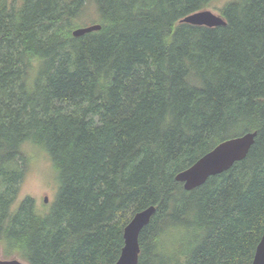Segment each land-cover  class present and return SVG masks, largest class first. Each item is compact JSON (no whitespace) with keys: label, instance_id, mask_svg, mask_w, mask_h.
<instances>
[{"label":"trees","instance_id":"trees-1","mask_svg":"<svg viewBox=\"0 0 264 264\" xmlns=\"http://www.w3.org/2000/svg\"><path fill=\"white\" fill-rule=\"evenodd\" d=\"M221 1L0 0L4 258L115 264L124 228L153 206L138 264H252L264 233V0ZM206 9L226 24L179 22ZM249 132L228 171L191 191L175 180ZM31 149L57 183L44 210L18 199Z\"/></svg>","mask_w":264,"mask_h":264},{"label":"water","instance_id":"water-1","mask_svg":"<svg viewBox=\"0 0 264 264\" xmlns=\"http://www.w3.org/2000/svg\"><path fill=\"white\" fill-rule=\"evenodd\" d=\"M180 23L193 26L218 27L224 26V19L211 10L206 9L189 14L179 20ZM101 26L93 24L73 30L74 37L100 30ZM255 132H249L224 140L213 149L201 156L186 170L178 173L175 180L182 183L186 191L202 186L210 177L228 171L236 162L246 158L254 143ZM47 199H44L46 202ZM155 213L151 206L133 216L123 231V247L115 264H138L140 253L139 235ZM0 264H27L20 259H0ZM252 264H264V233L256 246Z\"/></svg>","mask_w":264,"mask_h":264},{"label":"rangeland","instance_id":"rangeland-1","mask_svg":"<svg viewBox=\"0 0 264 264\" xmlns=\"http://www.w3.org/2000/svg\"><path fill=\"white\" fill-rule=\"evenodd\" d=\"M224 1L229 0H222L216 7L219 8ZM209 10L219 15L217 10ZM29 155L30 165L21 185L18 199L20 200L26 196L32 197L36 202L37 208L39 210H44L46 207L50 208L51 204L54 202L57 183L47 156L37 149L29 150ZM45 198L47 199L46 202H44ZM0 259H6L2 255L1 249Z\"/></svg>","mask_w":264,"mask_h":264}]
</instances>
